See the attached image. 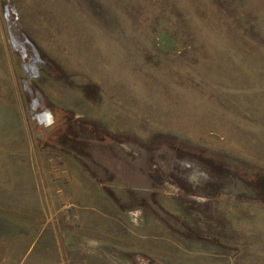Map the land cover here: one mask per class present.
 Returning <instances> with one entry per match:
<instances>
[{
  "label": "rangeland",
  "instance_id": "1",
  "mask_svg": "<svg viewBox=\"0 0 264 264\" xmlns=\"http://www.w3.org/2000/svg\"><path fill=\"white\" fill-rule=\"evenodd\" d=\"M0 264H264V0H0Z\"/></svg>",
  "mask_w": 264,
  "mask_h": 264
},
{
  "label": "water",
  "instance_id": "2",
  "mask_svg": "<svg viewBox=\"0 0 264 264\" xmlns=\"http://www.w3.org/2000/svg\"><path fill=\"white\" fill-rule=\"evenodd\" d=\"M8 15H9V13H8V11H7V13H6V17H8ZM36 60H38L37 53H36V58H34V59L32 60L33 70H34L35 72L37 71V66H36V64H35ZM35 105H36V106L38 105V102H37V101H35Z\"/></svg>",
  "mask_w": 264,
  "mask_h": 264
},
{
  "label": "bare ground",
  "instance_id": "3",
  "mask_svg": "<svg viewBox=\"0 0 264 264\" xmlns=\"http://www.w3.org/2000/svg\"><path fill=\"white\" fill-rule=\"evenodd\" d=\"M31 69L33 70V65L31 66ZM34 71V70H33ZM48 114V112L44 115V117L46 116ZM48 119L49 120H51L52 119V116H51V114H49V116H48Z\"/></svg>",
  "mask_w": 264,
  "mask_h": 264
}]
</instances>
